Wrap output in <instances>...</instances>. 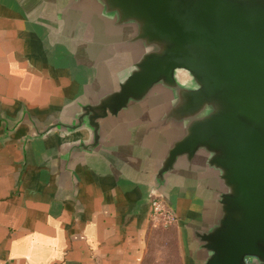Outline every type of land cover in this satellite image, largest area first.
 <instances>
[{"label":"water","instance_id":"obj_1","mask_svg":"<svg viewBox=\"0 0 264 264\" xmlns=\"http://www.w3.org/2000/svg\"><path fill=\"white\" fill-rule=\"evenodd\" d=\"M55 7L63 21L79 18L78 39L92 33L86 43L114 78L33 138L88 130L68 150L73 163L101 150L107 122L134 118L139 145L161 149L145 202L158 197L175 212L170 192L185 181L206 197L205 215L185 226L187 264H264V0Z\"/></svg>","mask_w":264,"mask_h":264},{"label":"crops","instance_id":"obj_2","mask_svg":"<svg viewBox=\"0 0 264 264\" xmlns=\"http://www.w3.org/2000/svg\"><path fill=\"white\" fill-rule=\"evenodd\" d=\"M57 2L0 0V264H142L161 149L139 145V123L107 122L101 150L73 163L68 150L88 130L33 138L114 78L86 43L92 33L78 39L83 24L57 16ZM169 204L189 260L185 226L205 215L206 197L177 182Z\"/></svg>","mask_w":264,"mask_h":264},{"label":"rangeland","instance_id":"obj_3","mask_svg":"<svg viewBox=\"0 0 264 264\" xmlns=\"http://www.w3.org/2000/svg\"><path fill=\"white\" fill-rule=\"evenodd\" d=\"M179 228H151L142 264H187Z\"/></svg>","mask_w":264,"mask_h":264},{"label":"built area","instance_id":"obj_4","mask_svg":"<svg viewBox=\"0 0 264 264\" xmlns=\"http://www.w3.org/2000/svg\"><path fill=\"white\" fill-rule=\"evenodd\" d=\"M178 221L179 219L176 213L161 198H152L150 222L154 228L176 226Z\"/></svg>","mask_w":264,"mask_h":264}]
</instances>
